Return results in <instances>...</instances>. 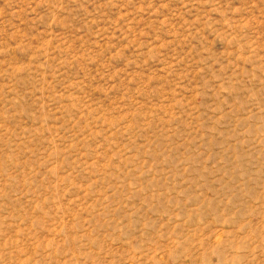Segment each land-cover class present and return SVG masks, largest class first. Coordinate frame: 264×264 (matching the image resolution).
Wrapping results in <instances>:
<instances>
[{"label": "rangeland", "instance_id": "374dc122", "mask_svg": "<svg viewBox=\"0 0 264 264\" xmlns=\"http://www.w3.org/2000/svg\"><path fill=\"white\" fill-rule=\"evenodd\" d=\"M0 264H264V0H0Z\"/></svg>", "mask_w": 264, "mask_h": 264}]
</instances>
